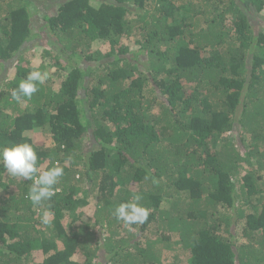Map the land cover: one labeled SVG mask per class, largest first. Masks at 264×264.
<instances>
[{
  "label": "trees",
  "instance_id": "1",
  "mask_svg": "<svg viewBox=\"0 0 264 264\" xmlns=\"http://www.w3.org/2000/svg\"><path fill=\"white\" fill-rule=\"evenodd\" d=\"M0 75V147L63 168L33 206L0 164V264H264V0H0ZM135 195L150 213L126 226Z\"/></svg>",
  "mask_w": 264,
  "mask_h": 264
},
{
  "label": "clouds",
  "instance_id": "2",
  "mask_svg": "<svg viewBox=\"0 0 264 264\" xmlns=\"http://www.w3.org/2000/svg\"><path fill=\"white\" fill-rule=\"evenodd\" d=\"M48 79L47 72L31 71L25 79L21 80L18 88L11 92L12 98L19 101L22 97L31 98L38 90L37 85L43 84ZM38 157L33 147L28 143H19L12 146L0 147V164L12 177H21L32 180L27 198L33 206H42L43 202L50 200L55 195V185L63 175V168L53 166L39 173L37 168ZM37 173H39L37 175ZM142 196L135 195L127 203L119 204L114 210L117 220L123 221L126 226L143 224L150 213V209L140 204ZM50 213L43 212V223H48Z\"/></svg>",
  "mask_w": 264,
  "mask_h": 264
},
{
  "label": "rangeland",
  "instance_id": "3",
  "mask_svg": "<svg viewBox=\"0 0 264 264\" xmlns=\"http://www.w3.org/2000/svg\"><path fill=\"white\" fill-rule=\"evenodd\" d=\"M39 1V0H38ZM94 4H97L94 2ZM49 5L43 3L40 5V10L38 11V13L35 15V17L32 19L34 22V24H32V30L34 31L36 29V27H38L41 24H44L43 22V16L47 13L50 12H54L56 8L54 9H48ZM136 36H132L130 39H124L121 43L123 45H129L130 47H132V49H135L136 46L134 45V41L136 40ZM55 42V40L53 41ZM47 43H51V39L46 36V35H41L40 37L36 38L32 44H30V49L25 50V59L27 62L31 63L32 66H37L39 63H41V61L45 60L47 63H49L50 60L47 59H42V53L44 50V44ZM95 48H99L101 47L102 50L104 51V53L109 52L110 49V45L109 44H104L103 47L102 45H99L97 43L94 44ZM113 59H108V61H112ZM104 63V62H103ZM57 67L54 68H50L49 71H47L48 73V78H56L57 73L59 72L57 69ZM66 71V70H65ZM1 84H2V79H1V75H0V88H1ZM42 129H36L32 136H36V140L40 141V140H44L45 138L43 136H40V134H42ZM45 133H43L44 135ZM47 144L50 143V140L46 141ZM168 252V253H167ZM165 252V256H167L168 258H170V254L171 252L167 251ZM172 259V258H171ZM170 259V260H171Z\"/></svg>",
  "mask_w": 264,
  "mask_h": 264
}]
</instances>
